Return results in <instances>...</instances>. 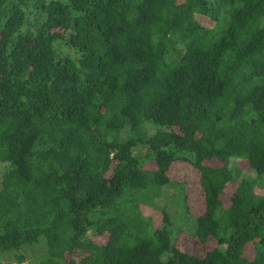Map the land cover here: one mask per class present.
<instances>
[{
    "label": "trees",
    "instance_id": "obj_1",
    "mask_svg": "<svg viewBox=\"0 0 264 264\" xmlns=\"http://www.w3.org/2000/svg\"><path fill=\"white\" fill-rule=\"evenodd\" d=\"M40 236L37 264H264V0H0V252Z\"/></svg>",
    "mask_w": 264,
    "mask_h": 264
},
{
    "label": "rangeland",
    "instance_id": "obj_2",
    "mask_svg": "<svg viewBox=\"0 0 264 264\" xmlns=\"http://www.w3.org/2000/svg\"><path fill=\"white\" fill-rule=\"evenodd\" d=\"M152 134V130L149 131ZM244 163V162H243ZM231 165L237 167L238 162L231 161ZM245 166V165H244ZM243 166V167H244ZM190 166H176L173 172V177L180 181L182 178L187 179L186 185H182V190L185 193L186 197H188V203L192 207L194 214H197L201 207L197 206L201 203L197 192V177L193 172H191ZM245 176H253L252 173L245 172ZM181 197L178 198V193L176 191H172L170 189L163 190L160 197L154 201V204L159 207L166 209L168 211H174L176 221H181L184 216L182 213L184 212L183 205L181 203ZM202 204V203H201ZM180 207L177 208V207ZM155 218H158V213L156 211L149 212ZM173 214V213H172ZM177 231L184 232L186 234H193L195 230L194 219L189 216V220L186 223H178ZM174 241V240H173ZM46 258V248H45V239L43 236L38 237L34 242L29 244H21L16 247H12L9 250L0 252V263L1 264H17L18 262H23V264H37Z\"/></svg>",
    "mask_w": 264,
    "mask_h": 264
}]
</instances>
